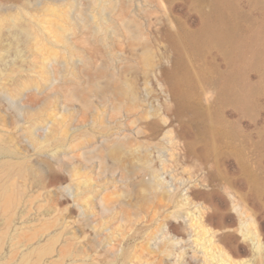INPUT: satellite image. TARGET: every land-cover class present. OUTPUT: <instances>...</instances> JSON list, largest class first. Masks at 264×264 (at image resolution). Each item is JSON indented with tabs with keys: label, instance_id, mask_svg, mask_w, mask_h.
<instances>
[{
	"label": "rangeland",
	"instance_id": "rangeland-1",
	"mask_svg": "<svg viewBox=\"0 0 264 264\" xmlns=\"http://www.w3.org/2000/svg\"><path fill=\"white\" fill-rule=\"evenodd\" d=\"M111 1L126 19L101 0H0V165L59 173L48 189L17 178L26 193L4 256L23 228L46 223L34 244L61 234L81 251L61 256L58 245L47 264H264V0ZM15 18L45 58L17 57ZM177 59L175 84L161 80ZM124 80L134 96L114 93ZM111 139L131 141L124 159L147 155L148 170L96 158ZM144 186L154 197L134 216Z\"/></svg>",
	"mask_w": 264,
	"mask_h": 264
},
{
	"label": "bare ground",
	"instance_id": "bare-ground-1",
	"mask_svg": "<svg viewBox=\"0 0 264 264\" xmlns=\"http://www.w3.org/2000/svg\"><path fill=\"white\" fill-rule=\"evenodd\" d=\"M74 2L76 0H73ZM104 2L103 5V10L108 12H113L116 11L118 13L119 19H126L125 14H126V9L124 7H120L119 9L116 6V3L111 1V0H101ZM47 8H45L46 11ZM25 13L27 15V18L29 20H34V17H38L39 15H36L34 12L29 11V9L25 10ZM118 18V17H117ZM3 20V19H2ZM16 20V21H15ZM5 21V20H4ZM8 21V20H6ZM2 24V23H0ZM11 27V25H10ZM1 29V26H0ZM72 28H70L71 30ZM61 32H64V29ZM68 30V29H65ZM12 31L15 39L17 40V50H16V55L17 57L23 56L24 52H28L30 54H36L39 58H45L44 54L42 53V49L39 47L40 43L37 41L36 36L33 34V30H31V27L29 26V23L26 21H18L17 18L14 19V23L12 24ZM63 36V35H62ZM171 37V36H170ZM38 38V37H37ZM143 39V37H141ZM66 47H64L62 50L64 53H67L68 56H70L71 60H74L78 53H76V48L72 41L66 37L64 40ZM22 47V48H20ZM142 57L144 58V61L146 64H151L152 63V53L150 51V47L147 45L145 48L141 51ZM176 59V58H175ZM21 60V59H20ZM19 61V60H18ZM80 61L83 63L85 67L90 66L89 59L86 58L85 56L80 57ZM14 67V66H13ZM13 67L11 69H13ZM163 68V67H162ZM14 69H20V67H15ZM180 69V63L179 60L177 59L175 63H173V66L171 69L163 68L161 73V80H166L170 81L171 84H175V75L176 72ZM73 72L71 69L68 70ZM77 72V71H75ZM75 72L72 73V81H80V77L75 74ZM80 72H87V69H83ZM159 76V75H158ZM15 81L20 83V85H24L25 83L22 84V78H20L19 74H16L14 76ZM24 80V79H23ZM26 80H24L25 82ZM29 82V81H28ZM26 81V86L29 87L31 86V83H28ZM71 83V81L68 82V91H70L73 95L76 94V92L79 90L77 88V85ZM115 84V83H114ZM113 84V85H114ZM114 87V86H113ZM114 93L120 94V95H127L130 94L134 96V85L133 83L128 81H118L115 84L114 87ZM182 91L176 88L175 93L173 94V97L175 98V110L178 111L179 113L182 112L183 110L188 109V105L184 103V101H181V96ZM71 94V95H72ZM10 98V97H9ZM135 99L132 101V105L134 104ZM4 136L0 133V141H2ZM93 138V136H91ZM120 143L117 144L116 141L111 140H106V146L105 149H100L98 152V155L96 158H98L101 162H103L106 157L111 158V165L112 167H119L123 168L125 174L126 173H132L134 170H140V171H147L149 168V159L147 155L143 156H136L133 159H124L126 150H132L134 145L132 144L131 141H127L125 139L119 140ZM87 142V141H86ZM85 142L80 141L79 146H82L81 144H84ZM110 160V159H109ZM123 161V163H122ZM9 162V161H8ZM6 162L5 164L0 165V218H2L4 222V226L0 227V258L2 260L10 258L11 260L14 258H17L19 255V264H47L48 258H50L53 253L56 251L57 246L61 247L60 249V254L61 256L65 255H72V254H80L77 252V250L74 249L73 244L69 243V245H65V243H60L62 235H57L51 237L46 243H41L37 242L34 244V240L37 239L39 233H41L42 230L46 228L48 230L50 227V224L43 223L40 227H26L23 228V230L19 233V237L14 239L16 242V246L12 249V251L4 256V249L6 245V240L11 234V229L15 228L17 229V222L15 221V218L17 216V206L22 202L23 198L25 197L26 189L25 187L21 186L17 178H23L25 181L29 182H35L40 188L43 189H48L50 186H53L58 179V174L54 171L48 172L45 175H38L33 171H30L28 168H26V165L24 164H14V163H8ZM132 170H128V166ZM146 174V173H145ZM18 176V177H17ZM157 177V176H156ZM144 192H148V195H146L141 201L144 202V204L141 205H133L130 204L128 207H130L132 210V214L134 216L140 215V212L142 209L147 208L150 203H152V198L154 197L153 193H150V189L148 186H144L143 189ZM141 193V196L137 195V198L142 197V190L139 191ZM104 206L107 208L108 204H104ZM129 212L127 213V215ZM23 219H21V223L24 225H27L30 223V221L25 220L24 216H22ZM20 223V222H19ZM2 225V224H1ZM28 245V249L26 251L20 252V245ZM7 259V260H8ZM12 260V261H13ZM16 260V259H15ZM5 261V260H4ZM9 262V260H8ZM9 262V263H10ZM18 264V263H17Z\"/></svg>",
	"mask_w": 264,
	"mask_h": 264
}]
</instances>
